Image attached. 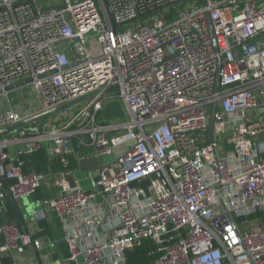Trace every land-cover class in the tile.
Here are the masks:
<instances>
[{"label": "built area", "instance_id": "obj_1", "mask_svg": "<svg viewBox=\"0 0 264 264\" xmlns=\"http://www.w3.org/2000/svg\"><path fill=\"white\" fill-rule=\"evenodd\" d=\"M27 85L37 102L14 105ZM84 96L0 137V199L53 187L40 218L76 220L54 264H128L147 241L151 264H264V0H0V129ZM115 97L128 118L99 122ZM72 140L110 157L94 188L65 179ZM42 147L60 171H26ZM34 242L0 224V255Z\"/></svg>", "mask_w": 264, "mask_h": 264}, {"label": "crops", "instance_id": "obj_2", "mask_svg": "<svg viewBox=\"0 0 264 264\" xmlns=\"http://www.w3.org/2000/svg\"><path fill=\"white\" fill-rule=\"evenodd\" d=\"M115 105H106L102 111V121L107 122V119L114 114H110L107 108ZM52 118H57V113L51 115ZM128 115L126 114L124 119ZM109 122V121H108ZM30 122L28 124H31ZM6 134V133H5ZM5 134L0 135L4 136ZM219 135V143L222 145L224 150L232 148V143L229 142L230 127L228 124L225 126L223 133ZM20 147V144H14L10 147V152L15 154L16 150ZM221 147V148H222ZM76 150L71 156L70 168L71 174L65 176L68 183L78 184L84 188H94L95 183L98 179L97 170L98 168L107 161L110 160L108 156H98L95 151L84 145L75 144ZM31 168V167H30ZM62 169L61 161L59 157H53L48 161L47 170L41 169L35 171L38 173H49L51 170L58 172ZM26 170H29L26 168ZM43 189L46 191V197L53 196L55 194V188L45 186ZM45 198V197H43ZM41 198V199H43ZM32 196L22 197L19 201L14 200L12 206L9 209H5L0 214V221L3 223L10 221H17L20 228L24 231H29L34 234L35 242L32 247L28 248L26 252L22 254H3L0 255V263L3 264H54L57 259H66L68 256L67 244L64 240L66 231L73 228V224L76 220L55 217L49 215V218H40L37 211L40 208L39 200ZM3 207V206H2ZM147 248L148 252L151 251V247H154L153 243L145 242L142 247ZM139 249V248H137ZM136 249V250H137ZM135 250V251H136ZM134 252V251H133ZM129 254V263L132 253ZM128 263V264H129ZM63 264H76L72 261L65 260Z\"/></svg>", "mask_w": 264, "mask_h": 264}, {"label": "rangeland", "instance_id": "obj_3", "mask_svg": "<svg viewBox=\"0 0 264 264\" xmlns=\"http://www.w3.org/2000/svg\"><path fill=\"white\" fill-rule=\"evenodd\" d=\"M61 0H38V3L41 7H50L53 5H58ZM11 101L13 102L14 105H18L20 103H26L27 101L29 102H37L36 94L35 91L33 90L32 86H24L18 89H15L10 92L9 94ZM115 105L110 108H107V112L109 110L110 114H114L112 118L110 117L107 119V121H124V117L126 115L125 109L123 107V104L120 100V98L115 97L112 98L107 105ZM76 113V110H73V114ZM128 117H126L127 119ZM215 139L218 141L219 140V135L215 134ZM222 145L220 144L219 146V153L221 154L224 149ZM91 148V147H90ZM94 152V148H91ZM125 150V148H120L118 149V153H122ZM108 163V161L106 162ZM250 225H257V222L252 219V222ZM150 241H147V243ZM147 248L141 247L134 251L131 255L130 258V263L129 264H148L151 262V256L148 250H145Z\"/></svg>", "mask_w": 264, "mask_h": 264}, {"label": "trees", "instance_id": "obj_4", "mask_svg": "<svg viewBox=\"0 0 264 264\" xmlns=\"http://www.w3.org/2000/svg\"><path fill=\"white\" fill-rule=\"evenodd\" d=\"M101 115H102V111L99 112V113L97 114V120H98L99 122L102 121V117H101ZM75 144L77 145L76 140H75ZM22 158H23V160L25 161L26 166H28V169H29V166H30L31 169H35L36 171H38V170H41V169H44V170L46 169V170H47L48 161H49L51 158H53V157L49 155V153H48V151L46 150L45 147H42V148H40L39 150H37V151H35V152L31 153V154H24V155L22 156ZM26 171H27V170H26ZM2 181H3L5 187H9V185H10L11 183H13V180L6 179V178L2 179ZM43 188H44V187H42V186L39 187V188L36 190V192L33 194V197H34L35 199H41V198H43V197L48 196V194L46 195V191H45V189H43ZM13 201H14V199L11 197V195H8L7 199H5V200H1V199H0V204L3 206V209L0 211V214H1L5 209H9V208L13 205V204H12ZM259 215H260V213H256V214H254V215L249 216V218L253 219V218H255V217H258ZM243 218H244V217H240L239 219L242 220ZM1 223H2V222L0 221V224H1ZM151 248H152V249H151V251H152V250L154 249V247H151ZM151 251H150V252H151ZM150 252H149V253H150ZM150 256H151V262L148 263V264H151L152 261H153V259L156 257L155 254H150Z\"/></svg>", "mask_w": 264, "mask_h": 264}, {"label": "water", "instance_id": "obj_5", "mask_svg": "<svg viewBox=\"0 0 264 264\" xmlns=\"http://www.w3.org/2000/svg\"><path fill=\"white\" fill-rule=\"evenodd\" d=\"M203 1V4L206 5V0H202ZM219 64H221V59H220V62ZM220 70V69H219ZM220 88V75H219V72H218V78H217V90H219ZM89 96H84V97H81L79 99H76L74 101H71L69 103H66V104H63V105H60L58 107H55V108H52L50 110H47V111H43L31 118H28V119H25V120H22L18 123H15L13 125H10L8 127H5V128H2L0 129V135L2 134H5V133H8V132H12V131H15L17 130L18 128L32 122V121H37L39 119H42V118H45L47 116H50L52 114H55L63 109H66L70 106H73L81 101H84L85 99H87ZM218 106H219V102L217 99L214 100L213 102V105H212V109H211V117H210V124H209V129H208V138H209V141L210 142H214V137H215V124H216V118H215V115H216V112L218 110ZM72 145L73 147L75 148V143L74 141L72 140ZM230 217H231V214L229 213Z\"/></svg>", "mask_w": 264, "mask_h": 264}]
</instances>
